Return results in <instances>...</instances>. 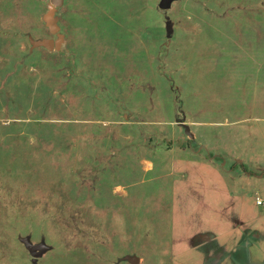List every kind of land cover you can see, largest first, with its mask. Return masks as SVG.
<instances>
[{
  "label": "rangeland",
  "instance_id": "rangeland-1",
  "mask_svg": "<svg viewBox=\"0 0 264 264\" xmlns=\"http://www.w3.org/2000/svg\"><path fill=\"white\" fill-rule=\"evenodd\" d=\"M158 2L64 0L49 51L0 0V264H170L174 158L264 199V0Z\"/></svg>",
  "mask_w": 264,
  "mask_h": 264
},
{
  "label": "crops",
  "instance_id": "crops-1",
  "mask_svg": "<svg viewBox=\"0 0 264 264\" xmlns=\"http://www.w3.org/2000/svg\"><path fill=\"white\" fill-rule=\"evenodd\" d=\"M167 176L170 264H264V199L230 195L221 170L200 158H174Z\"/></svg>",
  "mask_w": 264,
  "mask_h": 264
},
{
  "label": "water",
  "instance_id": "water-1",
  "mask_svg": "<svg viewBox=\"0 0 264 264\" xmlns=\"http://www.w3.org/2000/svg\"><path fill=\"white\" fill-rule=\"evenodd\" d=\"M64 0H49V4L47 6V10L42 16V20L48 30V32L54 36V38H38L34 39L32 37H28V42L31 48L42 47L49 51H58L61 48L64 37L59 32V27L57 24L56 11L63 4ZM174 0H159L158 8L160 10H168L171 6V3ZM167 33L170 31V25H166ZM26 249L31 256L32 264H35L36 260L41 257L43 254L45 247L44 245H34L31 243H26ZM124 260H126L130 264H138L139 258L136 255H125Z\"/></svg>",
  "mask_w": 264,
  "mask_h": 264
},
{
  "label": "built area",
  "instance_id": "built-area-1",
  "mask_svg": "<svg viewBox=\"0 0 264 264\" xmlns=\"http://www.w3.org/2000/svg\"><path fill=\"white\" fill-rule=\"evenodd\" d=\"M257 203H258V204H261L262 201H261L259 198H257Z\"/></svg>",
  "mask_w": 264,
  "mask_h": 264
}]
</instances>
